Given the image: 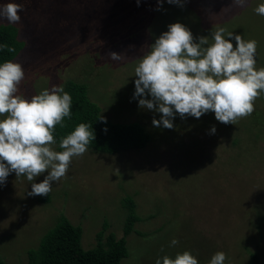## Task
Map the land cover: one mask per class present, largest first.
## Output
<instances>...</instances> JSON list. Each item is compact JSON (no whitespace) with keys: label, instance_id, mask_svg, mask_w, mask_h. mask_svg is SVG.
<instances>
[{"label":"rangeland","instance_id":"obj_1","mask_svg":"<svg viewBox=\"0 0 264 264\" xmlns=\"http://www.w3.org/2000/svg\"><path fill=\"white\" fill-rule=\"evenodd\" d=\"M78 1L83 4L0 0L24 9L17 25L25 47L14 61L23 66L25 76L17 94L30 99L60 79L85 81L102 116L118 123L140 122L152 137L143 149L114 154L87 147L72 158L47 197L27 195L31 183L46 173L34 181L10 174L0 186V261L27 263L29 251L39 247L62 216L82 227L85 249L98 245L102 230L100 241L110 233L121 238L128 214L123 200L132 198L140 219L126 237L128 256L121 264H155L157 258H175L184 251L198 264H209L221 251L226 254L224 264H250L252 253L264 264V92L251 115L234 124L217 121L213 112L185 119L177 114L172 129L154 127L153 117L161 114L139 108L133 99L135 67L175 22L190 29L194 40L207 36L209 44L212 33L221 28L225 38L233 32L245 41L255 40L256 68H264V16L254 11L264 0H246L243 7L218 0L220 10L201 7L197 0H181L182 6L164 0L160 10L157 0H116L112 21L103 24L106 29L98 18L110 3L97 2L96 9L84 3L80 10L87 19L77 21L85 16L76 8ZM113 44L123 60L106 55L107 48L116 52ZM213 125L216 132L209 134ZM51 147L62 151L56 144ZM173 239L179 241L175 246Z\"/></svg>","mask_w":264,"mask_h":264},{"label":"clouds","instance_id":"obj_2","mask_svg":"<svg viewBox=\"0 0 264 264\" xmlns=\"http://www.w3.org/2000/svg\"><path fill=\"white\" fill-rule=\"evenodd\" d=\"M163 2L157 0L156 10ZM167 2L182 6L181 0ZM233 3L243 7L246 0ZM23 10L19 3L0 4V20L18 24ZM254 11L264 16V3ZM224 31L213 32L209 44L207 36L194 40L190 29L175 22L150 45L134 70L137 79L133 99H138L139 108L161 114L159 119L153 117L154 127L172 129L177 114L185 119L200 118L208 112L228 125L254 111L255 100L264 92V68H256L257 42L245 41L233 32L225 38ZM4 49L14 51L0 44V50ZM108 57L113 61L124 59L117 52H109ZM24 76L20 63L10 60L0 64V117H4L0 119V186L12 173L17 178L26 176L28 181L46 173L43 180L31 183L27 195L47 197L53 183L66 175L72 158L87 151L95 134L89 130L91 125L81 123L61 139L62 151L53 150L55 126L64 127V118H71L72 97L63 87L53 85L30 99L24 98L17 94ZM98 119L106 120L102 115ZM215 132L213 125L209 134ZM178 243L173 239L171 246ZM225 259L224 252H217L209 264H224ZM155 264H198V260L184 251L175 258H157Z\"/></svg>","mask_w":264,"mask_h":264},{"label":"trees","instance_id":"obj_3","mask_svg":"<svg viewBox=\"0 0 264 264\" xmlns=\"http://www.w3.org/2000/svg\"><path fill=\"white\" fill-rule=\"evenodd\" d=\"M197 1H199L201 7L210 9L215 7L220 10V4L218 3L221 0ZM97 2L110 3L109 7L104 6L101 8L98 18V22L102 24L100 27L106 29L103 24L105 25L112 21L109 18L113 15V9L118 5V2L116 0L82 1V3H85L88 7L95 6L94 9H96L98 5ZM74 3L79 5L76 6V8L79 9L81 13L85 14L84 17L79 15L77 21L86 20L87 13L80 10L83 4L81 5L80 1ZM143 4L146 3H140V6ZM126 5L127 3L125 6ZM137 5L138 4H136V6ZM137 8H139V6H137ZM203 14H206L205 10ZM1 22L4 21H0V44L9 45L14 48V51L9 52L7 49L0 50V64L10 60H16L25 47V41L21 38V28L17 24ZM125 41L128 42V40ZM109 49L110 48L106 49V55H108ZM111 50L120 53V48L114 44ZM46 68L47 71L51 70L50 64ZM64 79L56 81L55 86L63 87L65 92L69 93L72 97L71 118H64V127H61L59 124L55 126L53 135L56 140V145L59 146L61 139L74 131L81 123L92 126L89 130L94 131L95 139L91 141L87 147L97 153L114 154L135 148L143 149L148 145L152 136L142 123H118L108 119L105 121L99 120L98 118L102 115V108L89 97L88 84L85 83V81H78L75 78H70L74 80L68 81ZM45 89L50 90L51 87H46ZM123 205L128 210L123 237L117 238L114 233H110L108 239L105 242L102 240V242L100 241L104 232L102 230V232L98 234V245L91 249H85L82 245V227L73 224L66 216H62L58 224L47 231L43 236L39 247L29 251L28 262L25 264H121L122 259L128 256L126 237L135 230V224L140 219L136 213L134 199H124ZM0 264L12 263L0 261ZM250 264H260L258 254L252 253Z\"/></svg>","mask_w":264,"mask_h":264}]
</instances>
